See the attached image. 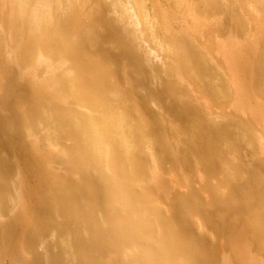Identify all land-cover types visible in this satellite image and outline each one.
Returning a JSON list of instances; mask_svg holds the SVG:
<instances>
[{
  "label": "bare ground",
  "instance_id": "bare-ground-1",
  "mask_svg": "<svg viewBox=\"0 0 264 264\" xmlns=\"http://www.w3.org/2000/svg\"><path fill=\"white\" fill-rule=\"evenodd\" d=\"M146 1L13 0L10 15L0 17L11 64L0 78V220L13 208L0 223V264L5 253L12 264H219L221 246L211 237L235 242L242 264L264 255V134L251 120H221L191 103L185 81L212 101L241 90L234 79L226 84L208 47L164 21L169 10L161 2L152 20ZM174 1L197 2L242 27L244 0ZM258 29L252 48L235 57L252 76L245 92L264 97V25ZM163 51L169 61L160 59ZM208 79H218L216 86ZM167 114L188 148L181 157V142L177 153L170 147ZM245 145L252 167L243 161ZM190 155L209 179V200L191 180L182 194L158 173L168 161L183 184L176 171ZM167 188L173 196L165 206ZM194 217L207 233L197 231ZM243 234L249 246L238 241Z\"/></svg>",
  "mask_w": 264,
  "mask_h": 264
},
{
  "label": "rangeland",
  "instance_id": "rangeland-1",
  "mask_svg": "<svg viewBox=\"0 0 264 264\" xmlns=\"http://www.w3.org/2000/svg\"><path fill=\"white\" fill-rule=\"evenodd\" d=\"M10 1L12 2L13 0H0V17L1 18L7 17L10 15V13H11V8H10L11 2ZM89 2L91 3V1H89ZM89 2L85 3V8H84L85 14H87V12L90 13V10L92 9L91 8L92 6L90 5ZM157 2H161L163 7L169 10V12H168L169 15L163 16L164 21L168 22L170 20L169 18H171V20H170L171 22L169 21V23H171V24L173 23L171 27L175 32L191 33L193 39L196 41V43L198 45L208 47L209 50L207 53L209 54V56L211 58V64L213 66H215L216 69H218L217 67H219V69H222V71L225 75L224 77L226 79V84L229 81L234 79V81L237 82V87L241 90L238 95L234 94L230 97V99L224 98V97H219L220 100L218 99L217 101H212L213 99L211 100L210 95L205 94L203 92H200L196 87H193L191 84H189L188 81H185V83H183L185 86L182 85V87L185 88L186 93L188 91L187 94H189V95L191 94L190 95L191 99H193V98L195 99V100L193 99L191 103H193L195 105H198V104L205 105L204 106L205 110L207 111V109H208V113H215L216 115L218 113H220V119L221 120H223L224 117L226 119L227 117L229 118L232 116L238 117V118L243 119V120L244 119L249 120V121L251 120V121H253L252 123H254L256 126V133L260 134V132H263V134H264V110H263V108H264V97H259L257 94L253 93L251 89L249 90L248 88L247 89L249 90L250 93L247 94L245 92L246 84L249 81L252 82V76L250 73L248 74L247 71L244 70V68H243L244 65L241 64L240 61H237L238 58L235 57L236 54L239 52V50H241L243 47H246V46L250 47L253 44V42H255L256 40L259 39V37H258L259 35L257 33V31L259 30L258 28L262 27L264 25V11H261V9L263 7L262 4L259 3L257 0L256 1L255 0H244L242 5L238 9L239 10V16L241 17V20H242V27L239 28L236 25V22L233 21L232 19H230L225 13L220 12V11H218V12L217 11H215V12L210 11L208 13H204L202 11V6H201V8L198 9V7L200 5H198L197 2L194 5H192L189 1L184 2L183 5L180 4L177 6V4L174 3L175 2L174 0L173 1H171V0H147L146 5H148L147 9L151 14L152 20L155 19L157 21L159 18L158 15L156 14V10H154V5H153L154 3H157ZM180 7L182 9H180ZM194 7L196 10L194 9ZM185 8H186L185 12L188 11L189 14L191 13L192 15L186 14L183 16L181 14L180 10H184ZM172 10H174V11H172ZM177 10L180 14L177 12ZM185 16L187 17L186 19H185ZM1 18H0V20H1ZM261 24H263V25H261ZM186 29H187V31H186ZM256 35H258V36H256ZM151 44L153 46L156 45L155 43H152V41H151ZM252 46L250 48H252ZM164 51L159 52L161 57H162V58L160 57V59L163 61H166V60L169 61L170 59L169 58L167 59V56H166ZM8 52H9V50H7L5 44L1 43V41H0V78H1V74L3 72V69L6 68L8 65H11V64H9V61L6 60V59H8ZM249 53H248V55H249ZM155 59L158 60L155 62L162 64V61H160L159 58H155ZM215 76H217V75H215ZM208 81H210L209 83L214 81V85L216 86L215 83L218 82V79H216V81L213 79L212 80L208 79ZM243 94H245V95H243ZM246 96H248V98H245ZM234 99L236 101H234ZM243 99H245V100H243ZM199 101H200V103H199ZM214 103H215V105H214ZM236 104L237 105L239 104L240 108L237 109ZM243 104H244V106H243ZM242 107L244 110L241 109ZM257 114H259V115H257ZM255 115H257V116H255ZM163 121H165L164 123L166 124V127L168 128L167 131L169 132L170 147L173 149L172 152L173 153L176 152V149H175L176 143L177 144H179L180 142L182 143V144L180 143L181 145L179 144L180 146H178V150H179L178 153L176 152L177 156L181 157L183 150L186 151V150H188V148H187V145H183L185 143H184V141H182V139H180L182 137L179 136L175 130H171V129H176L175 128L176 122L172 117L170 118V115H168V117L165 118V120H163ZM4 139L5 138L3 137V140ZM176 140L177 141L180 140V141L177 142ZM43 146H46L44 148L45 149L44 152H46V151L51 152L53 150V148L51 149L52 146L51 147H49L47 145H43ZM245 146H243L241 148L242 157H243V155H244V157L246 156L245 158L243 157L244 158L243 161H245L246 163L249 162L248 165L251 166L252 165L251 163H252L253 159L255 158V156L252 155V157L250 158L249 154H247L250 150V146H247V145H245ZM245 153H246V155H245ZM38 155L41 156L38 153L35 154V156L39 157ZM151 156L152 155L149 156V160L152 159ZM153 156H156V155H153ZM190 156H191V158H190L189 163L185 164V166H184L185 169H183V167H180L179 170L176 171L179 173L180 179H183V178L186 179L187 178V180H185V181H184V179L182 180L183 184L178 183L175 180V177L171 174V170H169V168L171 169L172 167H171V164L168 163V161H166V163L161 164L162 168H160V171H158V173L160 174L161 177H163L166 180V183L169 184V186H168L169 188H172L174 185L177 184L178 186L176 185L174 190L176 191L178 189L177 192L182 193V194H186L189 192L190 184H188V182H189V180H191L193 182V184L195 185V188L198 189V192L201 193L203 199L209 200V199H211L209 192H207L206 190L204 191L205 183L209 179H207V178L204 179L203 168H200L198 165H195L194 164L195 158H192L193 157L192 155H190ZM18 161H20L19 159L16 160V162L21 163ZM20 166H21V164H20ZM150 168H151V166H150ZM200 175H201V177H200ZM29 178H32V177H29V175H28V177L25 178L26 185L27 184L29 185V184H31V181H34V179H29ZM28 181H30V182H28ZM211 181H212V183H216L217 179L214 178V179H211ZM169 188H167L168 194L167 193H166L167 195L165 194L167 197L164 196V198H165L164 205H165V203L168 204V201H170V199L173 196L172 189H169ZM221 191H224V190L221 189ZM204 196H205V198H204ZM208 196H210V197H208ZM28 201L29 200H27V202ZM31 203H33V206H34V204L36 203V199H35V201H33ZM31 203L29 205L32 207ZM9 210H11V212ZM12 210H13V208H8L7 213L5 211L6 215L3 217L2 220H0L1 224H3L5 222L3 220H7L8 218L12 217L11 216L13 214ZM10 213H11V215H10ZM7 216H9V217L7 218ZM22 220H23V218H22ZM22 220H19V221H21V223H24L23 224L24 226L21 223L19 226V223H18L19 221L17 222V224H18L17 226L23 232L24 229H26L28 227V225L25 226L27 223H25L24 220H23L24 222H22ZM194 221L196 222V224ZM194 221H193V224L196 227V229L198 228L197 229L198 232L207 233L209 231V229H207V225H205L200 220V218L194 217ZM199 222H202V223L200 224ZM21 225H22V227H21ZM22 232H21V234H22ZM246 235L243 234V236L238 241H240L241 244H243V245L247 244L249 246V243H248L249 241L246 239L247 238ZM18 236L19 235H16L17 238L15 240L17 249H18V251L19 250L21 251V249H22L23 251H21V254L24 253L23 255H25V256H23V258L28 260L27 258L30 259L31 254L29 251H27V249H25L26 248L25 246H22V245H25L24 242L23 243L21 242L24 240L21 239L18 241V239L21 238L20 237L21 235L19 236L20 238H18ZM50 238L47 237L46 239L51 240ZM211 239H213L216 244H219L221 246L219 264H224V261H223L224 258H231V259H234V263L242 264L241 262L236 260L235 252L237 251V248H235L236 247L235 242H233L234 244L232 243L233 244L232 245L231 243H227L218 237L216 239H215V237H211ZM20 242L22 243V244H20L21 246L19 245ZM21 247H25V248H21ZM39 249H42V248H39ZM25 251H27V254H30V255H26ZM251 253L253 254L254 252L252 251ZM5 254L6 255L8 254V256H5ZM5 254H4V257H5V262L7 261L6 264L10 263V262H11L10 264H12L13 259L10 258L9 253H5ZM257 255H259V254H257ZM8 259H10V260H8ZM231 263H233V261ZM248 264H264V255L261 254L260 256H258L256 261L254 260Z\"/></svg>",
  "mask_w": 264,
  "mask_h": 264
}]
</instances>
